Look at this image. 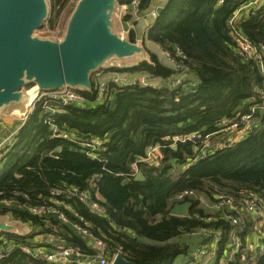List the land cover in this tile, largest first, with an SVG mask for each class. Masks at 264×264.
<instances>
[{
    "label": "trees",
    "instance_id": "16d2710c",
    "mask_svg": "<svg viewBox=\"0 0 264 264\" xmlns=\"http://www.w3.org/2000/svg\"><path fill=\"white\" fill-rule=\"evenodd\" d=\"M66 1L50 0L55 17ZM150 1L142 0L140 11ZM242 1L167 0L147 38L182 61L194 75L197 86L113 87V105L111 100L85 107H63L55 115L62 128L81 138L104 139L100 159L91 158L71 140L52 138L42 109L37 106L3 148L0 190L8 194L16 189L29 192L34 202L51 198V189L56 186L77 185L89 190L106 208L107 215L94 213L70 196L62 197L69 205L66 212L70 221L77 219L76 211L90 222L92 233L106 241L109 259L119 249L126 259L138 264H175L181 255L189 254L192 245L185 235L191 236L205 225L201 217L206 213L192 199L189 217L170 214L176 204L175 194L192 188L213 199L219 191L235 194L251 188L264 192V124L242 142L199 160H195L197 152L192 142L167 147L161 167L141 166L143 180L128 174L131 163L145 154L148 145L177 134L214 132L224 119L248 110L247 100L256 95L262 76L255 61L237 53L230 35L229 18ZM117 2L126 5L131 0ZM131 16L128 14L126 20ZM237 25L251 40L264 44V5L255 14L243 15ZM129 37L135 41L133 32ZM144 46L149 60L114 70L148 73L165 80L175 76L172 67L163 63L145 42ZM178 52L183 55L177 56ZM96 84L93 75L92 88L78 91L93 100ZM31 86L33 83L26 84V88ZM187 163L190 165L184 168ZM12 218L28 224L34 232L19 235L1 231L0 242L7 237L16 247L0 264H46L17 246L24 242L39 244L36 239L41 234H53L58 242L89 254L94 252L88 239L53 216L13 212ZM174 238L179 240L173 242ZM236 263L241 264L239 259ZM252 264H264V255Z\"/></svg>",
    "mask_w": 264,
    "mask_h": 264
},
{
    "label": "built area",
    "instance_id": "2783aa9c",
    "mask_svg": "<svg viewBox=\"0 0 264 264\" xmlns=\"http://www.w3.org/2000/svg\"><path fill=\"white\" fill-rule=\"evenodd\" d=\"M142 0H131L128 7L129 13L138 16ZM225 0H218L223 3ZM264 5V0H243L236 8L228 21L230 35L236 45L237 53L246 59L256 62L262 83L256 88V95L247 100L248 110L238 112L232 117L222 121L219 128L211 133L191 132L186 135L177 134L169 136L164 142H157L148 145L145 154L131 163V172L128 177L135 178L141 171L142 165L161 167L165 159V148H177L180 143L192 142L195 145L197 157L195 160L207 157L216 151L232 147L248 138L258 127L264 124V44L251 40L237 25L243 15L255 14ZM154 17L159 15L157 8L152 9ZM49 28V27H48ZM49 28L50 37L60 39L64 29L57 27ZM164 50V49H163ZM168 60L177 72L175 76L167 80L165 85L171 89H194L197 80L190 78L189 68L179 61L175 56L166 50L164 51ZM181 52L177 56H182ZM96 78V94L93 100L82 92L69 86L57 89H45L38 92L27 112L13 114L14 120H21L22 124L28 119L30 113L40 106L44 115V122L49 126L52 138L71 140L93 159H100L99 150L104 147L105 141L101 137H78L76 134L62 128L55 115L63 111L68 105L85 107L89 104L108 103L113 98V87H157L155 78L148 73H137L122 70H98L94 73ZM18 129L9 132L5 137H0V168L3 157V148L11 141ZM187 163L184 168L188 167ZM183 168V167H182ZM51 198H44L34 202L29 192L18 189L7 193L0 190V215L7 214L12 217L13 212H27L32 215L48 217L53 216L63 223L69 224L72 229L81 237L90 241L93 254L81 250L79 247L67 245L62 242L54 244H34L28 242L20 243L17 246L22 252L38 261L46 264H112L117 254L112 258L107 256L106 241L95 236L91 231L90 222L74 212L77 219L70 221L66 212L69 207L64 196H70L78 200L96 214L105 216L107 210L103 204L95 199L92 193L77 185L56 186L51 189ZM174 199L176 204L190 200H196L199 207L205 209V215L201 217L205 223L199 229L190 233L191 237H199V244L192 249L191 256L179 264H252L264 255V192L251 188L242 189L235 194L219 191L213 199L195 189L186 188L178 191ZM187 199V200H186ZM186 215H176L189 217ZM170 214H173L170 212ZM209 223H220L214 226ZM0 249V260L8 256L16 247V244L2 237Z\"/></svg>",
    "mask_w": 264,
    "mask_h": 264
},
{
    "label": "water",
    "instance_id": "95a60500",
    "mask_svg": "<svg viewBox=\"0 0 264 264\" xmlns=\"http://www.w3.org/2000/svg\"><path fill=\"white\" fill-rule=\"evenodd\" d=\"M118 7L122 9L120 22L125 35L116 31ZM163 9L160 7L159 13ZM48 14L47 0H0V117L5 113L2 110L15 102L22 106L14 107L8 115L27 112L33 101L26 103L24 96L30 90H35L36 96L41 90L64 86L91 89L96 71L124 66L107 63L111 58L116 57L120 64H125L126 58L145 53L146 57L141 60L150 59L145 41L130 40V23L126 20L130 13L117 0H78L60 39L34 35L36 29L44 26ZM28 83L33 86L24 90ZM115 102L114 98L111 104ZM17 124L21 125L22 121L17 120ZM143 179L144 173L140 171L136 180ZM191 207L192 202L186 201L175 204L171 212L186 215ZM18 227L0 219V232L31 233H21ZM112 264L138 263L120 253Z\"/></svg>",
    "mask_w": 264,
    "mask_h": 264
},
{
    "label": "crops",
    "instance_id": "0c3cea01",
    "mask_svg": "<svg viewBox=\"0 0 264 264\" xmlns=\"http://www.w3.org/2000/svg\"><path fill=\"white\" fill-rule=\"evenodd\" d=\"M167 0H151L149 6L146 9H143L139 12L138 16L133 15L131 16V19L129 20L130 23V31L134 33V37H135V41L138 42H142L145 41L146 43V47L157 53L158 56H163L162 53L164 52L163 48L156 42L151 41L147 38V32L149 30V28L155 23V20L157 17H154L152 14V9L157 8L159 10L160 7H165ZM119 12V18H117L118 20H116V31L119 33H123V35H125V32L123 28H122V24L120 22V16L122 14V9L121 7L116 9V12ZM160 53V55H159ZM177 74V72H176ZM190 78L193 80H196L194 75L191 74ZM156 81V85L161 86L163 84H165L167 82V80L163 79V78H155ZM3 112H5L4 114L1 115L0 117V137H5L9 132L16 130L19 128L20 125L17 124V121L14 120L13 116L8 115L7 113H9V108L6 107L2 110ZM22 125V124H21ZM98 137V136H97ZM2 166V164H1ZM1 169V168H0ZM7 215V214H4ZM187 236L189 237V241H190V245L193 246V248H195L200 242V238L199 237H192L189 235H185V237L187 238ZM176 240L178 241L179 238H174L172 241L176 242ZM37 242L39 243H43V244H56L58 243V239L55 235L53 234H41L37 237L36 239ZM90 243V241H88ZM63 243V242H62ZM49 246V245H48ZM3 247V245L1 246L0 244V249ZM51 247V246H49ZM192 248V249H193ZM192 251V250H191ZM191 256V253L187 254V255H181L180 259L175 262V264H179L181 261L186 260L187 258H189Z\"/></svg>",
    "mask_w": 264,
    "mask_h": 264
},
{
    "label": "rangeland",
    "instance_id": "374dc122",
    "mask_svg": "<svg viewBox=\"0 0 264 264\" xmlns=\"http://www.w3.org/2000/svg\"><path fill=\"white\" fill-rule=\"evenodd\" d=\"M48 1V6H49V14H48V19L44 22V26L42 28H38L34 31V35L38 36L40 38H47L50 37V33L48 31L49 28L51 29H56L58 26L62 27L63 29H65V27L68 24L69 18L78 2V0H67L64 4V6L62 7L60 13L58 14V16L55 17V10L52 9L50 0ZM54 19V21H53ZM49 27V28H48ZM50 29V30H51ZM160 55V53H159ZM163 56H160V59L163 63H165L166 65L173 67V65L171 64V62L168 60L166 54L163 52L162 53ZM146 54L145 53H141V54H137L133 57L130 58H126L125 60V64H134L136 62H138L139 60H141L142 58H145ZM107 63H113L115 65H125L124 63L120 64L119 63V59L114 57L111 58L107 61ZM94 80L96 81V78L94 77ZM97 82V81H96ZM32 87V86H31ZM31 87L29 88H24V90H29ZM31 91V90H30ZM29 92V91H28ZM30 93V92H29ZM16 106H22L21 103L15 102V104H12L11 107L9 108V111H11L14 107ZM8 111V112H9ZM8 114V113H7ZM0 219L2 220H9L10 223L12 224H16L18 225V229L21 233H30V232H34V230L28 225L25 224L24 222H19L16 219L10 217L9 215H0ZM192 238V237H191ZM177 241V240H176ZM193 248V246H191ZM191 248V249H192ZM181 257H179L177 259V261L180 259ZM176 261V262H177Z\"/></svg>",
    "mask_w": 264,
    "mask_h": 264
},
{
    "label": "bare ground",
    "instance_id": "6f19581e",
    "mask_svg": "<svg viewBox=\"0 0 264 264\" xmlns=\"http://www.w3.org/2000/svg\"><path fill=\"white\" fill-rule=\"evenodd\" d=\"M29 92L25 93V96H24L26 103H31L36 93L35 90H31Z\"/></svg>",
    "mask_w": 264,
    "mask_h": 264
}]
</instances>
